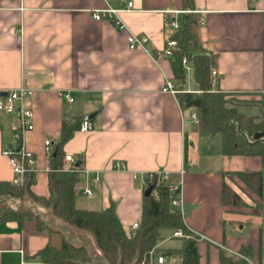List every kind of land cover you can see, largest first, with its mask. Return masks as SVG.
<instances>
[{
	"label": "crops",
	"instance_id": "obj_1",
	"mask_svg": "<svg viewBox=\"0 0 264 264\" xmlns=\"http://www.w3.org/2000/svg\"><path fill=\"white\" fill-rule=\"evenodd\" d=\"M132 1L133 9L119 14L126 26L121 30L114 20L93 16L108 4L120 7V0H0V91L22 85L35 91L29 100L35 129L25 137L36 157L33 190L44 183L49 193L45 141L51 139L55 147L64 121L93 115V129L79 128L64 146L66 156L77 157L89 171L81 173L78 184L88 185L92 195L76 191L77 208L113 205L130 233L142 215L143 174L166 172L167 183L179 187L186 224L200 236L201 264H220L222 249L239 253L248 244L253 247L249 264H264V179L261 193L252 192L237 175L264 173V158L225 156L221 134L202 132L196 113L182 108L178 92L163 90L168 79L176 87L171 59L162 52L172 30L168 21L184 10L183 0ZM194 3L204 46L215 56L214 88L248 94L256 101L251 106L263 111L264 0ZM131 33L149 38V52L130 49ZM191 66L187 91L195 85ZM11 145L5 120L1 181L13 178L3 154ZM225 187L240 196L238 204L224 200ZM48 241V232L34 219L0 224V264H43L36 254ZM166 243L161 241L172 245Z\"/></svg>",
	"mask_w": 264,
	"mask_h": 264
},
{
	"label": "trees",
	"instance_id": "obj_2",
	"mask_svg": "<svg viewBox=\"0 0 264 264\" xmlns=\"http://www.w3.org/2000/svg\"><path fill=\"white\" fill-rule=\"evenodd\" d=\"M252 1L249 0L250 3ZM183 3L184 10L177 17L179 27L168 34V38L178 42V48L170 59L182 108L197 114L202 132L221 134L225 156L264 158V116L260 119V115L241 112L239 107L249 102L232 98V93L214 88L212 71L215 56L204 46L201 15L196 11L194 0H183ZM184 57L194 68L192 91L186 89ZM82 121L63 122L59 142L49 156L47 195L33 190L37 173L28 174L21 185L0 180V224L36 220L38 228L49 234L48 243L36 254L43 264H94L87 235L92 236L95 247L107 264H148L150 251L155 247L157 255L170 258L173 264H201L197 236L178 238L180 246L158 247L166 238L167 230H181L185 235L193 233L185 222L184 214L172 205L173 191L167 181L157 182L155 177L144 187L139 227L130 233L125 230L113 205L98 211L77 208L76 185L81 173L64 168V146ZM78 167L81 169V165ZM237 175L261 193L263 171L238 172ZM150 188L152 191L147 195ZM228 199L232 204H238L241 198L225 187L224 200ZM252 255L253 247L249 244L242 246L239 253L222 249L220 264H249L247 259Z\"/></svg>",
	"mask_w": 264,
	"mask_h": 264
},
{
	"label": "built area",
	"instance_id": "obj_3",
	"mask_svg": "<svg viewBox=\"0 0 264 264\" xmlns=\"http://www.w3.org/2000/svg\"><path fill=\"white\" fill-rule=\"evenodd\" d=\"M134 7V3L132 0H120V7H114L110 4L103 9H96L93 12V16L96 20H103L104 18H109L114 20V23L121 29H126L125 24L122 22L120 18V13L123 11L132 10ZM169 25L172 27V30H177L179 27V21L177 19V15L168 21ZM149 38L144 35L131 33L128 37V44L130 49H144L149 52L147 47V43ZM178 48V42L175 39L168 38L166 48L163 50L162 55L167 58H171L174 50ZM183 65L186 69L187 73L191 72L192 66L191 62L187 57L183 58ZM212 75L216 76L217 71L213 70ZM164 91L171 92L172 94H176L178 90L172 80L168 79L163 88ZM192 91V90H188ZM34 89L27 87L26 85H22L17 89H12L6 92L0 91V129L4 125V121L6 120L8 123V128L11 133V146H5L3 148V154L9 159V163L13 170V178L11 180L14 185H21L24 183L25 178L30 173L37 172L36 166V157L35 154L30 151L25 143V137L28 133L32 132L35 129V113L30 105L29 100L34 94ZM62 96L68 98L73 101V98L70 97L67 93H62ZM194 118H197L196 114H193ZM81 131L89 132L93 129L92 122L89 119H84L80 126ZM45 147L48 155L53 152L54 144L51 139H47L45 141ZM78 158L75 156H65L64 159V168L69 171L78 170L80 173L89 171L84 169H79L77 166ZM118 167H122L121 165ZM157 177V182H164L168 179V174L166 172H150L144 173V186L148 184V182H152L154 178ZM99 175L95 176V181H99ZM171 190H179V187L171 186ZM76 191H79L87 196L92 195L91 188L86 186H81L80 184L76 185ZM179 192L174 196L172 200V205L177 209L181 210L183 213V202L178 197ZM139 227V222H136L133 225V230ZM193 233L189 235H185L181 230L175 231L176 237H187L191 238L192 236H200L191 230ZM148 264H168V259L164 255L156 254V247L150 251L149 263Z\"/></svg>",
	"mask_w": 264,
	"mask_h": 264
},
{
	"label": "rangeland",
	"instance_id": "obj_4",
	"mask_svg": "<svg viewBox=\"0 0 264 264\" xmlns=\"http://www.w3.org/2000/svg\"><path fill=\"white\" fill-rule=\"evenodd\" d=\"M252 96V95H251ZM232 98H236L238 100H244L246 102H249L248 105H244V106H240L239 110L245 114H252V115H260V119H263L264 116V112L262 110H260L259 108H253V106L256 103V101H254L252 99V97H250V95L248 94H240V93H234L232 96ZM246 97H250L251 99H247ZM35 191H37V193L40 194H47L48 193V186L47 184H41L39 186H35ZM255 191V188L253 187V191ZM244 194V192H243ZM244 196V195H243ZM248 200V199H247ZM175 208V207H174ZM175 231H171V230H167L165 231V236H166V245L167 244H172V245H161V242L158 244V247H174V246H180L181 245V241H179L178 238L181 237H176L175 236ZM89 240H87V245L88 247L91 249V251L93 252V257L95 259L94 264H107L105 262V260L102 258L101 256V252L95 247V243L94 240L92 238V236L87 235ZM168 263L169 264H173V260H171L170 258L168 259Z\"/></svg>",
	"mask_w": 264,
	"mask_h": 264
},
{
	"label": "water",
	"instance_id": "obj_5",
	"mask_svg": "<svg viewBox=\"0 0 264 264\" xmlns=\"http://www.w3.org/2000/svg\"><path fill=\"white\" fill-rule=\"evenodd\" d=\"M91 118H93V115H89V116H87L86 119H91ZM80 165H81V160L78 161V163H77V166H80ZM151 191H152L151 188L148 189V190L146 191V194L149 195V194L151 193ZM178 192H179V190H175V191H173V195H176Z\"/></svg>",
	"mask_w": 264,
	"mask_h": 264
}]
</instances>
